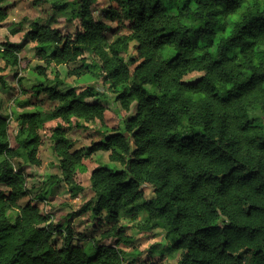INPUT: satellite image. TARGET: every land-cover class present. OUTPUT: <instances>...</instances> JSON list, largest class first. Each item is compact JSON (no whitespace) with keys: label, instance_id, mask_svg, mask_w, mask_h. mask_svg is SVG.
<instances>
[{"label":"clouds","instance_id":"9594fccd","mask_svg":"<svg viewBox=\"0 0 264 264\" xmlns=\"http://www.w3.org/2000/svg\"><path fill=\"white\" fill-rule=\"evenodd\" d=\"M0 264H264V0H0Z\"/></svg>","mask_w":264,"mask_h":264},{"label":"trees","instance_id":"16d2710c","mask_svg":"<svg viewBox=\"0 0 264 264\" xmlns=\"http://www.w3.org/2000/svg\"><path fill=\"white\" fill-rule=\"evenodd\" d=\"M230 30V29H229Z\"/></svg>","mask_w":264,"mask_h":264}]
</instances>
